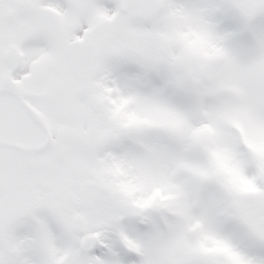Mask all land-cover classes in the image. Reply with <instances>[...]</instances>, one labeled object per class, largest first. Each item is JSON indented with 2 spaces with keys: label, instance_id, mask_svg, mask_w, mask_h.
Masks as SVG:
<instances>
[{
  "label": "snow or ice",
  "instance_id": "snow-or-ice-1",
  "mask_svg": "<svg viewBox=\"0 0 264 264\" xmlns=\"http://www.w3.org/2000/svg\"><path fill=\"white\" fill-rule=\"evenodd\" d=\"M0 264H264V0H0Z\"/></svg>",
  "mask_w": 264,
  "mask_h": 264
}]
</instances>
